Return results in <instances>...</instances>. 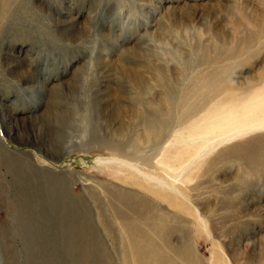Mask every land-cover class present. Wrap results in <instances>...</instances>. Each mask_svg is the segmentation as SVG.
Segmentation results:
<instances>
[{
  "label": "rangeland",
  "instance_id": "374dc122",
  "mask_svg": "<svg viewBox=\"0 0 264 264\" xmlns=\"http://www.w3.org/2000/svg\"><path fill=\"white\" fill-rule=\"evenodd\" d=\"M12 6L0 264H264V0Z\"/></svg>",
  "mask_w": 264,
  "mask_h": 264
},
{
  "label": "bare ground",
  "instance_id": "6f19581e",
  "mask_svg": "<svg viewBox=\"0 0 264 264\" xmlns=\"http://www.w3.org/2000/svg\"><path fill=\"white\" fill-rule=\"evenodd\" d=\"M24 1V0H23ZM31 1V0H30ZM14 3H16V0H0V31L1 30H4V28L6 27L5 25L7 24V19H9L11 16H10V14H11V12H13V11H15V10H13V8L14 9H16V7H17V5H15L16 7H13L12 5H14ZM20 3V2H19ZM19 6V5H18ZM20 7V6H19ZM74 29V28H73ZM23 65H21V63H19V67H22ZM139 94V93H138ZM140 99V98H139ZM140 102L139 103H137V104H139V105H141L138 109L137 108H134V109H129V113H130V115H131V118H132V120H134L135 122H139V123H142V124H146V128L150 131V132H152V129L156 126V127H158V126H160L159 128H161L162 127V130H163V123H160V122H162V121H155V119H154V117L153 116H151L152 115V113H151V111L149 112V111H147L148 109L147 108H144V107H142L144 104H145V102L144 101H142V100H139ZM101 102V101H100ZM103 102V101H102ZM164 104V103H163ZM160 120V119H159ZM155 121V122H154ZM154 122V123H153ZM155 123L157 124V125H155ZM125 127V126H124ZM122 130V129H121ZM11 131H13V129L11 130ZM11 131H9V132H11ZM120 131V130H119ZM124 131H125V128H124V130H122V131H120L121 132V134H123L124 133ZM161 133H162V131H161ZM115 146L118 148V149H120L121 148V143H116L115 144ZM116 160V158H110V159H107V158H105V159H102V160H99V162L102 164V162H104V163H106V162H110V161H115ZM118 161H120V160H118ZM147 177V176H146ZM161 184H163L164 186H165V183L164 182H161ZM168 189L170 190L171 188H169L168 187ZM124 223V222H123ZM126 226V225H125ZM130 226V225H129ZM128 226V227H129ZM167 227V226H166ZM131 228V227H130ZM126 229V228H125ZM127 230V229H126ZM132 232V231H131ZM137 240V239H136ZM125 243H126V241H125ZM156 258V257H155ZM128 259H129V257H128ZM135 259H136V257H135ZM134 259V260H135ZM153 262V261H152ZM155 262L156 263H159V264H161L162 262H161V260H159V258H156L155 259Z\"/></svg>",
  "mask_w": 264,
  "mask_h": 264
}]
</instances>
